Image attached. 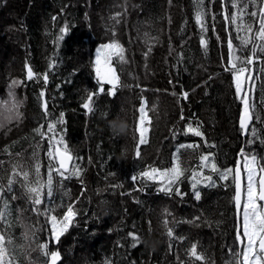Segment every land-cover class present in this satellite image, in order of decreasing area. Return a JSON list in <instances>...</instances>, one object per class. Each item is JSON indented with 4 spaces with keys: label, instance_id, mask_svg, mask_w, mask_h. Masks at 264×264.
Listing matches in <instances>:
<instances>
[{
    "label": "trees",
    "instance_id": "1",
    "mask_svg": "<svg viewBox=\"0 0 264 264\" xmlns=\"http://www.w3.org/2000/svg\"><path fill=\"white\" fill-rule=\"evenodd\" d=\"M205 7L208 30L202 32L195 22L194 0H0V100L12 99L13 80L24 81L12 88L19 104L0 127V184L7 186L14 168L20 173L29 171V181H35L37 161L46 178L48 141L35 131L45 124L44 99L51 113L48 119L64 114V123L56 131L62 133L73 154L82 157L76 163L83 169L79 179L64 180L63 187L54 174L55 214L59 217L63 211L56 205L72 201H77L80 212L55 245L43 227L44 217L31 211L21 183L27 182L22 175L15 177L14 191L7 194L12 210L7 232L13 237L8 245L13 264H45L39 248L45 242L60 251L59 264H104L106 258L113 264H179L177 255L188 260L185 250L192 243H197L206 258L195 264H226L230 259L228 248L234 246L239 224L231 178L221 181L205 169L217 186L198 185L199 200L189 179L180 184L186 193L183 198L157 191L159 185L151 181L130 179L149 166L169 167L181 143L200 145L194 151H181V160L189 167L198 165L199 156L206 152L215 153L221 168L244 165L241 148L264 156V144H248L251 137L241 134L242 104L232 72L225 71L228 32L235 26L223 20L220 0L214 4L205 0ZM118 12L122 14L119 24L111 18ZM65 24L70 30L57 42L59 28ZM202 37L207 49L200 43ZM111 40L125 49L126 62L113 58L120 86L115 95H109L111 85L105 84L106 91L94 97L93 111L88 112L82 103L88 92L98 90L93 66L96 50ZM234 44L239 41L234 39ZM50 62L55 64L51 69ZM26 65L35 73L47 72V84L42 79L27 80ZM261 66L257 64L252 73L257 78L245 85L246 90L252 89L250 102L264 117ZM42 89L44 98L39 97ZM182 92L188 93L187 99ZM142 104L151 119L145 144L138 143L135 129ZM188 124L199 127L204 137L188 133ZM178 129L184 131L174 135ZM205 139L215 147H206ZM137 147L140 158L135 154ZM145 183L148 187L138 191ZM195 217L200 219L191 222ZM165 219L183 241L168 236ZM130 231L142 241L135 248L127 237Z\"/></svg>",
    "mask_w": 264,
    "mask_h": 264
},
{
    "label": "snow or ice",
    "instance_id": "2",
    "mask_svg": "<svg viewBox=\"0 0 264 264\" xmlns=\"http://www.w3.org/2000/svg\"><path fill=\"white\" fill-rule=\"evenodd\" d=\"M194 2L197 9L195 12V22L199 25L202 32H206L208 28L205 17L209 13L205 7V0H194ZM208 2L214 4L216 0H208ZM220 3L222 6L221 15L226 25L235 26L232 31L228 32V59L225 71L232 72L235 81L236 96L242 104V110L239 114V128L242 135L251 137L247 141L248 144H255L257 141L264 144V135H261L264 128L258 129L253 123L255 120L261 125H264V117H261L257 112L256 104L250 102L252 89L245 90V84L252 83L257 78L252 74L257 64L262 65L260 71L264 72V0H220ZM121 15L118 12L111 18L119 24L120 20L118 18ZM245 17L249 19L245 21ZM52 19L55 20L56 17L54 16ZM212 19H215L214 13L212 14ZM214 27L213 25V29ZM69 30L67 24L60 27V35L56 38L57 42L62 41ZM233 32H235V36H233ZM240 33L244 34L241 35ZM115 35L116 33L113 30V36ZM234 39L239 41V44H234ZM200 43L207 49V41L203 37ZM145 56H147V52ZM114 57L121 63L126 62L125 49L117 40H111L96 50V59L93 66L98 90L88 92L84 98L82 107L88 112L93 111L94 97L106 91L105 84L111 85L107 90L109 95H115L117 88L120 86V76L117 74L116 67L113 65ZM54 66V62H50L49 69ZM26 69L27 80L42 79L44 84H47L49 78L47 72L43 74L35 73L28 65H26ZM23 84L24 81L13 80L9 89V96L12 99L6 101L0 100V107L4 109L3 112H0V127H3L5 120L12 117L19 104V101L15 99L12 88ZM180 95L184 99L188 98L187 92H182ZM39 97H45V91L43 89L40 91ZM261 103H264V101ZM145 104H142L139 108L140 116L139 126L137 128L139 132V144L147 143L145 134L149 131V128L146 124H151V119L147 115ZM42 110L45 117V124H41L35 131L41 136V139L48 141V150L45 153L49 158L46 178L42 177L41 163L37 161L35 165V175L37 178L35 181H29V171L20 173L14 168L12 176L7 181V186L5 187L3 184H0V264H13V253H10L8 248V245L13 243V237L7 232V228L11 226L9 217L12 216L7 194L13 193V185L17 183L16 176L22 175L23 181L27 182L21 183L25 188L27 198L32 206L31 211L37 216L44 217L43 227L49 232L51 244H58L60 237L68 231V228L76 220V217L80 215L79 210L75 207L77 201H72L67 204L62 202L56 205V207L63 209L62 215L59 217L55 214L56 208L52 207L54 203V174L61 178V187H63L64 180H70L73 177L79 179L83 169L76 162L81 160L82 157L74 155L64 140L62 133L58 134L56 131L57 125L64 123V114L61 113L60 117L54 120L48 119L51 113H49L46 99L42 102ZM5 112L8 113L7 116L4 115ZM181 119H184L183 115H181ZM182 131L184 130L178 129L174 135ZM186 131L197 137H204V133L200 131V128L193 127L191 124L186 126ZM114 135H119V133H114ZM204 143L206 147H215V144H208L206 139ZM199 147V144H178L169 167L160 168L149 166L145 170L140 171L138 175L131 176L130 179L133 182L138 179L141 181H151L153 184L159 185L157 191L169 195L174 194L181 198L186 193L181 191L180 184L184 179H189L194 197L196 200H199L201 193L197 188L198 185L203 184L205 187L217 186L213 176L205 174V169L211 173H215L221 181L227 182L231 178L232 184L235 187V193L232 199L239 217V224L236 228L234 246H229L228 248L230 259L226 264H264V156H258L255 152L251 151L245 152V149L241 148L239 154L244 160L243 176L239 164L235 168H221L216 161L215 153L212 152L202 153L199 156L198 165L194 167L186 166L181 160V151H194ZM135 154L137 158H140L139 147H137ZM118 186L112 185V187ZM224 186L228 187L229 185L225 183ZM146 187H148L147 183L143 184L137 190L143 191ZM83 191L84 189H82L81 194H83ZM12 198L15 199L16 197L13 195ZM167 215L170 216L171 213H167ZM199 219L200 217H195L191 222ZM164 224L170 238L181 241L185 239L184 237H176L174 235L173 229L168 227L169 221L167 219L164 220ZM127 237H131L132 248L142 243L140 236L136 232H128ZM119 246L123 247V245ZM169 247L171 248L172 245L170 244ZM39 248L46 257L45 264H59L62 260L60 251L58 249H50L49 242L40 244ZM185 254L188 260H180L179 255H177L176 259L179 261V264H195L196 261H206L204 253L198 251L197 243H192L185 250ZM104 264H113V262L110 258H106ZM132 264H135V262H132Z\"/></svg>",
    "mask_w": 264,
    "mask_h": 264
},
{
    "label": "rangeland",
    "instance_id": "3",
    "mask_svg": "<svg viewBox=\"0 0 264 264\" xmlns=\"http://www.w3.org/2000/svg\"><path fill=\"white\" fill-rule=\"evenodd\" d=\"M95 59H96V54H95ZM234 85H235V81H234ZM245 90H246V85H245ZM147 115H148V113H147ZM139 116H140V113L138 114V116H137V121H136V126H135V129H136V131H137V128H138V126H139ZM146 126L149 128V124H146ZM150 132V129H149V131L147 132V133H149ZM137 133H138V135H139V132L137 131ZM147 133L145 134V138H146V136H147ZM241 169H242V171H243V165L241 166ZM243 175H244V173H243Z\"/></svg>",
    "mask_w": 264,
    "mask_h": 264
},
{
    "label": "water",
    "instance_id": "4",
    "mask_svg": "<svg viewBox=\"0 0 264 264\" xmlns=\"http://www.w3.org/2000/svg\"><path fill=\"white\" fill-rule=\"evenodd\" d=\"M238 125H239V117H238ZM236 167V166H235ZM234 167V168H235ZM241 171H242V169H241ZM242 176H243V171H242ZM234 193H235V187H234V185H233V196H234ZM233 205H234V201H233ZM234 210H235V216H236V218H237V220H238V222H239V217H238V214H237V211H236V208H235V206H234Z\"/></svg>",
    "mask_w": 264,
    "mask_h": 264
}]
</instances>
